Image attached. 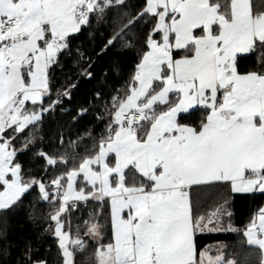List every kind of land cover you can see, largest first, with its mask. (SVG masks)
<instances>
[{
	"label": "snow or ice",
	"instance_id": "obj_1",
	"mask_svg": "<svg viewBox=\"0 0 264 264\" xmlns=\"http://www.w3.org/2000/svg\"><path fill=\"white\" fill-rule=\"evenodd\" d=\"M233 194L264 196V5L0 0V264H245L206 231L264 264V202L234 227Z\"/></svg>",
	"mask_w": 264,
	"mask_h": 264
},
{
	"label": "trees",
	"instance_id": "obj_2",
	"mask_svg": "<svg viewBox=\"0 0 264 264\" xmlns=\"http://www.w3.org/2000/svg\"><path fill=\"white\" fill-rule=\"evenodd\" d=\"M254 3H256L257 7H260L264 5V0H254ZM84 124L86 126L87 122H84ZM45 131L50 136L55 131V125L50 122ZM27 159V157H24V160ZM222 196L223 192L218 188H206L193 193L194 203L200 214L210 213L217 206ZM262 202H264V196L252 197L245 194H233L230 197V203L234 212L231 221L232 226L242 228L247 223L249 215L253 214ZM7 226L10 229L9 239L16 244H20L21 248L26 238L35 237L33 229L37 225L26 219L24 213L10 216ZM219 242H226L233 246L239 253V259L245 262V264H259V253L251 249L240 248V237L237 234H220L206 231L199 237L201 250ZM34 247L38 249L40 258H48L55 261L57 249L54 240L46 237L39 240ZM15 258L19 259V252L15 254ZM76 260L78 264H95L93 250L77 254Z\"/></svg>",
	"mask_w": 264,
	"mask_h": 264
},
{
	"label": "crops",
	"instance_id": "obj_3",
	"mask_svg": "<svg viewBox=\"0 0 264 264\" xmlns=\"http://www.w3.org/2000/svg\"><path fill=\"white\" fill-rule=\"evenodd\" d=\"M216 244H217V243H214V244H212V245H210V246H208V247H206V248L212 247V248L214 249L215 246H216ZM204 249H205V248H204ZM204 249H202V250H204Z\"/></svg>",
	"mask_w": 264,
	"mask_h": 264
}]
</instances>
